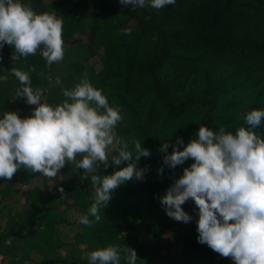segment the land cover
Masks as SVG:
<instances>
[{"label": "trees", "instance_id": "1", "mask_svg": "<svg viewBox=\"0 0 264 264\" xmlns=\"http://www.w3.org/2000/svg\"><path fill=\"white\" fill-rule=\"evenodd\" d=\"M93 2L114 23L95 15L82 24L81 31L92 44L86 62L72 66L81 69L90 57L99 56L101 68L94 70L89 81L102 90L111 106L119 108L122 118L116 125L117 135L127 141L129 149L141 140L151 154L137 162L145 169L138 188L114 190L107 206L99 210L100 219L81 224L83 229L76 233L75 241L85 245L78 252L82 264H88L86 253L109 245L120 249V264H126L124 257L130 247L146 264L155 258L174 261L170 248L178 243H183L190 258L203 263L235 264L231 257L218 258V252L198 242V208L191 198L182 204L192 216L190 221L165 214L161 223L154 222V202L160 201L183 168L192 163L189 158L174 169L163 165L159 146L169 142L167 151L171 152L176 138L182 137L183 144L176 145L182 148L195 138L201 124L234 132L247 126L244 116L248 110L264 108V0H176L161 9ZM119 19L135 20L134 30L124 32ZM97 40L106 43L103 51L94 47ZM30 79L36 81L37 76L30 75ZM255 131L264 136V122ZM128 162L114 165L109 161L107 167L88 171V176L111 174ZM161 167L163 171L158 172ZM77 170L82 176L84 170ZM82 180L88 187L90 179ZM50 181L56 189L48 194ZM45 182L46 189L33 191L36 201L21 215L19 226L0 232V253L5 259L10 257L3 264H24L35 251L47 257L55 254L54 264L61 262L60 249L66 242L58 226L67 221L65 211L75 205L85 214L93 202L92 190H74L72 182L64 183L57 175ZM41 207L45 210L39 211ZM149 213L153 216L144 223V231L158 240L153 244L141 241L137 230ZM28 221L32 224L24 226ZM9 239L12 243L5 244Z\"/></svg>", "mask_w": 264, "mask_h": 264}, {"label": "clouds", "instance_id": "2", "mask_svg": "<svg viewBox=\"0 0 264 264\" xmlns=\"http://www.w3.org/2000/svg\"><path fill=\"white\" fill-rule=\"evenodd\" d=\"M175 2L120 0L122 6L148 5L154 9ZM62 24L54 12L37 13L24 0H0V48L5 43L11 45L14 61L37 50L48 65L63 59ZM10 71L22 85L16 89V96L36 106L24 117L12 110L0 113V178L10 179L21 168L46 177H55L65 164L83 169L81 179H90L94 197L78 223L91 225L100 219L99 210L107 206L119 185L144 177L145 169L137 162L151 154L149 148L137 140L129 149L127 141L117 135L120 110L109 104L87 74L74 87L63 88L65 99L53 105L42 102L43 90L32 87L28 72L16 67ZM6 79L0 71V81ZM244 120L247 126L234 132L201 124L195 138L182 148L176 145L183 144V138L177 137L171 152L167 151L169 142H162L159 151L163 165L174 169L189 158L192 163L183 168L159 200L168 216L188 222L192 216L182 204L191 198L198 208V242L231 257L235 264H264V136L255 131L264 122V108L248 110ZM113 144L118 147L110 157ZM109 161L114 165L129 162L111 174L88 176L89 170L107 167ZM162 171L163 167L158 169ZM58 190L63 192L62 187ZM4 243L10 245L12 241ZM86 255L88 264H120L121 260L120 249L111 245ZM137 257L130 247L124 259L126 264H136Z\"/></svg>", "mask_w": 264, "mask_h": 264}, {"label": "rangeland", "instance_id": "3", "mask_svg": "<svg viewBox=\"0 0 264 264\" xmlns=\"http://www.w3.org/2000/svg\"><path fill=\"white\" fill-rule=\"evenodd\" d=\"M112 3H120V0H105ZM34 11L39 12H54L63 21L62 24V38L64 41L65 54L60 61L53 62L48 65L45 59L40 55L39 50L35 54L28 56H20L15 61L12 58V52L14 49L11 45L5 43V47L0 51V71L7 76V79L0 81V113L4 111H17L21 117L31 114V110L36 105H30L25 102L24 97L16 96V89L22 87L17 78H15L10 69L12 67L19 68L29 73L30 75H36L37 80L31 79L32 87H40L42 92V102L49 104H58L62 102L65 97L62 95L63 88H72L78 83L85 74L87 78H91L94 74V70L101 68V59L98 55L90 57L81 69H75L72 64H84L86 57L89 55V46L92 44L87 40L86 33H82L81 26L83 23H89L95 15L101 16L104 21H110L111 25L114 23V19L107 16L106 12L101 9L98 11L93 0H24ZM112 16V14L110 15ZM107 17V18H106ZM124 19V18H123ZM121 20L124 24V32H132L134 30L135 20ZM130 29V31H126ZM111 34V32H108ZM106 43L97 40L94 44L95 48L103 51ZM11 51H10V50ZM57 78L59 83H57ZM123 123L119 125V128H123ZM118 145L113 144L109 148V156L116 152ZM79 158V154H78ZM68 168V169H67ZM91 171V170H89ZM57 177L64 183L72 182L76 187L74 190H86L90 189L94 192L91 181L88 187H85V183L78 176V170L72 166L65 164L57 173ZM46 176L32 172L29 169H17L10 179L0 178V232L6 229L8 226L17 227L23 221L21 215L24 214L36 201L33 198V191L37 188L46 189L45 185ZM141 179H130L119 185L115 191L117 193L123 186L126 191L135 190L140 185ZM50 183L48 188V194L53 193L56 189L55 183ZM59 186V184H57ZM121 187V188H120ZM75 192V191H74ZM82 200L84 198L82 197ZM154 214L155 221L161 223L164 215L166 214L165 208L160 205V201L154 202ZM39 211L45 210L41 207ZM83 214V210L79 206H71L65 211L66 222L60 224L59 230L62 238L65 240L66 245L60 249L62 255V261L56 262V264H82L81 257L78 253L85 247L82 243L75 241V235L78 231H82V225L78 223V218ZM151 213L146 217H142L141 222L137 226L139 238L141 241L149 244H153L158 241L155 237L147 234L144 231V223L149 220ZM153 216V215H151ZM143 220V221H142ZM143 222V223H142ZM32 222L28 221L24 226H30ZM45 230V229H44ZM167 248L163 246V252H167ZM170 252L174 256V261H168L161 258H155L150 261V264H207L197 259L190 258L189 252L184 248L183 243H178L170 248ZM51 253V252H50ZM42 254L38 251L32 252L31 259L25 261L24 264H54L55 254L51 257ZM218 258L227 259L223 255H218ZM7 263L10 262V257L5 259ZM4 260V261H5ZM136 264H146V260L143 258L137 259Z\"/></svg>", "mask_w": 264, "mask_h": 264}, {"label": "built area", "instance_id": "4", "mask_svg": "<svg viewBox=\"0 0 264 264\" xmlns=\"http://www.w3.org/2000/svg\"><path fill=\"white\" fill-rule=\"evenodd\" d=\"M4 260H5V255L0 253V264H3Z\"/></svg>", "mask_w": 264, "mask_h": 264}]
</instances>
